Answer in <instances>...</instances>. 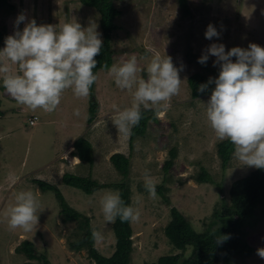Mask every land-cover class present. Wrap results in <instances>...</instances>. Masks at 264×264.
<instances>
[{"label": "rangeland", "instance_id": "374dc122", "mask_svg": "<svg viewBox=\"0 0 264 264\" xmlns=\"http://www.w3.org/2000/svg\"><path fill=\"white\" fill-rule=\"evenodd\" d=\"M186 1L189 6L187 13L178 0H112L122 11L116 20L119 27L111 33L114 50L112 65H119L135 55L142 69L140 75L147 79L146 68L154 52H159L161 56H170L174 66L181 69L180 91L172 97L170 107L160 117L154 111V118L148 120L144 135L135 136L131 142L129 136L118 132L113 122L117 114L113 105L119 110L130 107L135 89L118 88L108 69H99L97 72L94 96L99 105L95 117L89 123L86 113L89 96L77 98L72 89H67L55 111H32L17 103L0 79V109L4 111L0 115V264L41 263V259L29 258L16 251L15 248L24 239L33 241L35 251L44 253L48 264H95L88 255L87 246L80 245L85 228L78 227V220L61 221L54 192H49L52 197L40 201L43 211L38 210V224L32 231L10 229L5 215L8 208L15 204L16 195L21 191H29L26 188L32 186L30 183L34 170L40 167L35 156L42 158L43 161H39L43 165L53 159L52 142L58 144L56 140L71 132L72 125H82L76 134L90 138L97 150L99 169L94 170L92 176L99 182L112 183L123 179L114 166L111 170L104 169L110 166L107 159L110 152H121L129 157L126 180L131 189L130 205L140 212L139 221L130 222V264L152 262L160 255L178 252L164 233V226L170 219V206L176 207L196 231L214 237L235 231L238 240L251 248L248 254H233L226 264H264V259L257 254L258 248H264V215L261 207H256L254 211L257 217L248 218L244 223V231H239L242 222L233 223L240 218L238 213L231 218L214 213L217 208L220 210L221 204H230L229 188L232 181L255 168L241 164L234 156V151L227 167H221L216 152L219 141L206 117V103L211 92L192 98L187 86L188 75L196 71L212 78L218 77L219 65L213 64L216 57L209 55L205 64L198 62L210 44L222 43L225 51L237 46L247 48L250 43L264 47V0ZM8 2L14 7L0 9V50L5 46V38L14 34L15 21L21 13L26 16V21L19 24L21 31L27 20L31 19H35L37 25H56L57 30L63 23L76 20L83 28L95 24L102 38L98 11L83 5L79 0ZM210 23L220 33L218 38L213 37L211 40L205 37ZM149 48L152 51H146ZM232 59L235 61L236 57ZM77 111L79 115L75 114ZM32 115L37 118L29 124L28 118ZM49 119L56 124L49 123ZM68 136L69 140L72 133ZM39 144H44L43 150L37 147ZM170 148H175L176 156L169 169L163 171L162 164L168 158ZM24 159L27 160V169L24 168ZM29 162L33 165L31 169L28 167ZM202 168L209 172L210 182H197L196 176ZM146 169L156 180V186L162 184L166 187L163 193L168 197V202L163 200L157 189L156 197H150L144 186L143 173ZM71 189H63V196L82 214L89 211L92 230L99 231L103 236L100 241L93 239V247L104 256L111 255L115 247V235L112 223L104 219L100 202L105 193L117 189L107 186L97 189L93 195L73 188L75 193ZM254 218L255 221H252ZM190 249L184 252V256L189 254Z\"/></svg>", "mask_w": 264, "mask_h": 264}, {"label": "clouds", "instance_id": "9594fccd", "mask_svg": "<svg viewBox=\"0 0 264 264\" xmlns=\"http://www.w3.org/2000/svg\"><path fill=\"white\" fill-rule=\"evenodd\" d=\"M25 21L23 13L17 16L16 30L5 38V46L0 50V79L11 97L32 111L42 109L46 113L58 108L67 89H72L77 98L88 97L98 78L93 69L103 43L97 26L90 24L83 28L75 20L63 23L57 30L56 25H37L31 19L21 31L19 24ZM219 36L210 23L205 37L211 40ZM209 55L216 57L213 64L219 65V75L199 85L198 91L204 92L208 84H215L206 103V117L215 138L221 142L229 140L241 164L264 169V47L250 43L247 48L237 46L225 51L224 44L212 43L198 62L205 64ZM232 57H236L235 61ZM102 67L108 69L118 88L135 89L130 107L119 110L113 105L117 112L113 122L125 136L139 124L142 108L154 110L160 117L180 91L181 69L174 66L170 56H161L159 52H154L146 68L147 79L140 75L142 69L135 55L111 68L107 63ZM143 176L146 190L155 198L156 180L147 169ZM100 203L107 223H114L117 217L122 222L140 219L139 209L126 205L118 190L105 193ZM38 210L43 211L36 194L19 192L15 204L5 214L9 228L32 231L38 224ZM92 237L97 241L103 239L95 229ZM257 254L264 259V248H258Z\"/></svg>", "mask_w": 264, "mask_h": 264}, {"label": "trees", "instance_id": "16d2710c", "mask_svg": "<svg viewBox=\"0 0 264 264\" xmlns=\"http://www.w3.org/2000/svg\"><path fill=\"white\" fill-rule=\"evenodd\" d=\"M83 5L95 8L99 13V25L102 31V48L95 57L97 66L93 69L95 75L99 69H106L102 67L107 63L108 68L112 65L114 50L111 46V33L113 30L118 29L119 25L116 22L117 18L121 15L122 11L116 7L112 0H79ZM181 8L185 13L188 12L189 6L186 0H178ZM2 7L13 8V4L8 0H0V9ZM2 34L0 32V39ZM209 76L205 73L196 71L188 75L187 86L189 94L192 98L199 97L210 93L214 89L215 84H208V88L204 92L198 91L199 85L206 84L209 81ZM95 83V82H94ZM94 83L90 89L87 109V122H91L95 117L98 110V101L94 96ZM142 119L139 124L132 128L131 134L128 139L129 142L135 136H142L145 133L147 122L150 118H154V110H141ZM4 111L0 109V115ZM72 154L77 155L80 161L88 163L91 167L93 163V147L91 142L84 136L76 137L72 142ZM234 151V146L229 140L219 141L216 144V152L220 159V164L223 169L228 165L231 154ZM176 156L175 148L168 150V158L163 161V171L169 169ZM113 166L118 170L123 179L119 182L102 183L90 176H81L73 173L65 172L62 175V181L66 184L80 188L85 193L90 194L96 189L111 186L116 188L121 193V198L126 205H130L131 189L128 181L126 180L129 170V157L121 152H113L109 156ZM197 182H210L211 177L209 172L201 169L197 176ZM40 190H52L59 203L58 214L62 222L78 220V227L85 228L82 234L83 243L88 249V255L94 260L95 264H130V251L132 245V229L130 222H122L119 217L112 223L113 232L115 235V247L111 255L104 256L100 254L93 247L92 228L89 224V217L71 207L60 190L53 184L47 183L40 179L33 180ZM157 191L162 194L164 201L168 202L169 199L164 195L163 191L165 186L159 184L156 186ZM230 204H221L220 210L217 208L214 213L218 216L231 218L235 213H238L240 218L235 222H242L239 231H244V223L251 217H255L256 207H261V212L264 215V169H253L247 175L232 181L229 188ZM170 219L164 226V233L168 238L171 245L178 250L174 253H166L160 255L156 261L144 262L143 264H221L230 262L233 254L239 253L244 255L251 252V248L242 240H238V234L234 231L230 234L225 233L221 236L214 237L200 231H196L191 225L190 221L186 219L183 214L174 206H170ZM221 211V212H220ZM221 214V215H220ZM257 217V216H256ZM257 220V218H256ZM255 221V218L252 219ZM243 227V228H242ZM239 228V227H238ZM225 238V239H221ZM77 248V246H74ZM191 247L189 254L184 256V252ZM17 252L25 254L29 258L41 259L39 264H48L47 258L44 253H37L35 246L31 240H22L15 248ZM137 264V263H133Z\"/></svg>", "mask_w": 264, "mask_h": 264}, {"label": "crops", "instance_id": "0c3cea01", "mask_svg": "<svg viewBox=\"0 0 264 264\" xmlns=\"http://www.w3.org/2000/svg\"><path fill=\"white\" fill-rule=\"evenodd\" d=\"M87 107H88V102H87V106H86V113H87ZM49 121H50L49 123L56 124V122L54 120L49 119ZM61 124H63V123H61ZM71 125H72V123H71ZM81 128H82V125L80 127L78 125H72V131L69 132V133H72V137H70L69 140H68L69 133H67V134L62 135L60 138H58L56 140V142H58V144H56L55 141H53L52 144H54V148L51 150H52L54 158L49 160L48 162H46L44 165L42 164L43 162L39 161V160L43 161L42 158H39L38 155L35 156L36 161H37V165H39L40 167L38 169L34 170V174H33V177L31 178V183H30L32 186L28 185V187L26 189H28L29 191L35 192L39 201H41L45 197L50 198L51 194H49V192L52 190H45V191L40 190L38 185L33 181L34 179H40V180H43L47 183L53 184L54 186H56L60 190L61 194L63 195V194H65L63 192L64 191L63 189H65V188H72L71 190L74 191L75 193H76V191L73 190V188L80 189V188H77V187H74L72 185L64 183L62 181L63 173L69 172V173H73L76 175L90 176L91 178H93L92 174H93L94 170L99 169V167H98L99 163L97 160L98 154H96L97 150L95 149V146H94V144L90 138L81 134V136L86 137L91 142L92 147H93V163H92L91 167L88 165V163L80 161L79 158L77 157V155H74L71 153L72 150L74 149L72 146V142L77 136L80 135V134H76V132L78 130H81ZM37 147L38 148L40 147V149L43 150L44 144H39ZM112 153L113 152H110L107 156V159L110 162L109 163L110 166L105 167L104 169H106V170H111V168L113 167V164L111 163V161L109 159V156ZM74 158H77V160H75ZM24 160H25L24 168L27 169V160L26 159H24ZM28 167L30 169H31V167H33V165H31V162H29ZM93 179H95V178H93ZM95 180H97V179H95ZM33 185L36 187L33 188ZM102 188H104V187H102ZM35 189L37 190V192ZM95 191H93L90 194L93 195V193ZM52 192H54V191H52ZM64 199L66 200V202L71 207H73V208L75 207L65 197H64ZM84 214L87 216H91V214H89V211H87Z\"/></svg>", "mask_w": 264, "mask_h": 264}, {"label": "built area", "instance_id": "2783aa9c", "mask_svg": "<svg viewBox=\"0 0 264 264\" xmlns=\"http://www.w3.org/2000/svg\"><path fill=\"white\" fill-rule=\"evenodd\" d=\"M36 118H37L36 115H32L31 117L28 118V123L32 124L34 119H36Z\"/></svg>", "mask_w": 264, "mask_h": 264}, {"label": "bare ground", "instance_id": "6f19581e", "mask_svg": "<svg viewBox=\"0 0 264 264\" xmlns=\"http://www.w3.org/2000/svg\"><path fill=\"white\" fill-rule=\"evenodd\" d=\"M75 160H77V159H75Z\"/></svg>", "mask_w": 264, "mask_h": 264}]
</instances>
